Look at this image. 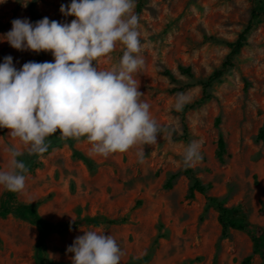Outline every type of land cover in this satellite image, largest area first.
I'll return each mask as SVG.
<instances>
[{
    "label": "rangeland",
    "instance_id": "374dc122",
    "mask_svg": "<svg viewBox=\"0 0 264 264\" xmlns=\"http://www.w3.org/2000/svg\"><path fill=\"white\" fill-rule=\"evenodd\" d=\"M137 2L145 63L133 76L152 116L174 129L172 139L158 137L157 144L144 146V162L139 163L140 146L103 158L89 154L86 138L64 140L59 130L47 138L46 153L28 155L9 129H0V170L7 167L6 149L12 145L24 153L18 160L28 168L23 191L0 187V264H47L50 255L56 257L49 259L54 264H72L74 254L66 249L88 230L115 237L124 253L122 264H243L248 256L249 264H264L262 255L254 253L253 235L234 228L224 233L220 221L222 208L239 207L241 218L264 227V139L258 137L264 125V0H145L139 14ZM32 3L38 20L70 23L74 18L59 11L70 0H32L27 8L6 0L0 4V36L15 18L33 22ZM253 8L261 13L246 46L209 89L210 98L200 101L202 81L222 66L230 51L226 40L245 29ZM121 49L117 43L97 61L98 69L117 63ZM7 55L17 68L54 59L50 52H21L0 41V62ZM182 66L191 67L194 77L183 74ZM178 93L191 98L181 112L173 107ZM221 135L227 143L223 159L218 156ZM191 141H202V159L184 168L182 153ZM194 177L213 188L190 200ZM27 206L52 223L94 216L116 222L49 233L44 252L40 228Z\"/></svg>",
    "mask_w": 264,
    "mask_h": 264
},
{
    "label": "clouds",
    "instance_id": "9594fccd",
    "mask_svg": "<svg viewBox=\"0 0 264 264\" xmlns=\"http://www.w3.org/2000/svg\"><path fill=\"white\" fill-rule=\"evenodd\" d=\"M18 2L27 8L32 0ZM135 7L136 0H70L59 8L64 17H74L70 23L48 17L11 20V29L0 41L21 52H50L54 58L28 61L20 68L11 55L0 62V129H9V136L18 139L28 155L46 153L47 138L58 130L64 140L86 138L89 154L103 158L140 146L139 163L144 162V146L157 144L158 137L172 139L174 129L152 116L133 76L145 63ZM117 43L122 45L119 61L99 70L97 61L111 54ZM190 102L188 95L178 93L174 110L181 112ZM201 144L191 141L184 147V168L202 159ZM6 151L0 187L23 191L28 168L18 157L24 153L15 145ZM66 251L74 254L72 264H122L124 255L116 238L102 230L84 231Z\"/></svg>",
    "mask_w": 264,
    "mask_h": 264
},
{
    "label": "trees",
    "instance_id": "16d2710c",
    "mask_svg": "<svg viewBox=\"0 0 264 264\" xmlns=\"http://www.w3.org/2000/svg\"><path fill=\"white\" fill-rule=\"evenodd\" d=\"M145 0H138L137 2V13L139 14L144 6ZM262 10V8H261ZM30 11L33 18V22L37 21L39 19V15L37 11L35 10L34 3L30 5ZM260 11L257 8H253L251 19L249 20L247 26L245 29L238 35V37L234 40H226V44L228 45L230 51L225 59V61L222 63V66L214 71V73L209 77L208 80L202 81L203 86V96L200 101L206 100L210 98L209 89L213 86L216 80L223 77V75L227 72V70L235 65V58L238 56L242 49L246 46L251 31L254 28V20L260 15ZM181 71L183 74L193 78L194 72L191 67H181ZM165 74L170 77L173 81H179L175 74L169 70L165 71ZM185 87H181L180 89H184ZM220 117L218 118V122L220 121ZM165 128H168V126H164ZM259 139H264V125L260 130V133L258 135ZM226 140L223 135L220 136L219 139V149H218V156L223 159L224 155L226 153ZM186 173H188L191 176H194L192 169H187ZM177 174H173L172 178L168 182V186L172 185V179L175 178ZM194 182L190 188V192L188 194V199L193 200L196 198L197 193L202 194H208L209 191L213 188V183H203L201 179L198 177H194ZM212 200H217L216 197L211 196ZM28 212L32 215V220L35 224L38 225L41 231V246L43 248V251L45 252V237L52 232H56L59 234L66 233L70 229L74 227H78L81 225H95V226H101L104 223L113 224L116 222L114 219H108L103 218L100 216H94V217H83V218H76L70 221L66 222H60V223H52L47 220H45L38 212L37 208L35 206H27ZM224 211L222 215L220 216V221L223 226V231L226 233L230 228L243 230L247 233H250L253 235V241H254V253H260L262 255V258L264 260V227L259 224H251L248 221H246L244 218H241L239 216V207L234 208H222ZM261 213H264V206L260 209ZM1 242V237H0ZM48 262L47 264H54L52 260L46 259ZM252 260V256H248L243 260V264H249Z\"/></svg>",
    "mask_w": 264,
    "mask_h": 264
}]
</instances>
